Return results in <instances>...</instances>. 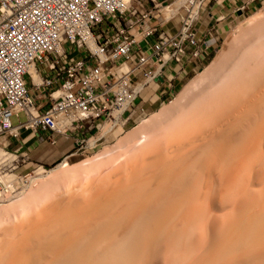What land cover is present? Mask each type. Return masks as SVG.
<instances>
[{
  "label": "built area",
  "instance_id": "obj_1",
  "mask_svg": "<svg viewBox=\"0 0 264 264\" xmlns=\"http://www.w3.org/2000/svg\"><path fill=\"white\" fill-rule=\"evenodd\" d=\"M211 1L0 0V200L22 193L26 134L84 145L89 133L125 132L144 104L174 98L218 44L215 25L199 26ZM225 1L234 15L264 8Z\"/></svg>",
  "mask_w": 264,
  "mask_h": 264
},
{
  "label": "rangeland",
  "instance_id": "obj_2",
  "mask_svg": "<svg viewBox=\"0 0 264 264\" xmlns=\"http://www.w3.org/2000/svg\"><path fill=\"white\" fill-rule=\"evenodd\" d=\"M258 14H263L264 16V8L259 9L258 11H255V12H251L244 16L235 15L233 16L231 20L227 22H223L222 27H218V25L217 26L215 25V28H216L215 38L218 39V44L213 50V53L210 56L207 63L204 64V66L201 67V69L198 70L196 73L191 74L190 77L187 80H185L181 86H179L174 98L169 99L168 101H166V103L161 101V102L156 103L155 105H150L149 103L144 104V108L147 110V114L144 115L141 112L137 113L133 117L129 128H127L125 132H117L116 134L112 133L106 136L105 138H102L101 140H98V138H100L101 135H98L94 139H92L93 136H95L96 134L89 133L86 139L87 142L84 145H79V146L76 145V141L74 140V138L70 140H66L65 138L60 136L58 137L59 139H62L60 145L53 146L52 144L46 142L45 145L41 147L40 149H38L34 153V155L31 157L32 159V161L30 162L31 164L30 163L24 164L23 161L21 160L18 163V166H19L18 173L19 175H21V177H23V181H21L22 184H20V190H22V193L18 195L17 197L24 195V197H26L28 202H26V204L22 206V204L20 205L16 204L17 197L5 198V199L0 200V256L1 255L3 256V258L0 260V264H20V261L22 259L25 260L24 259L25 255L27 256V259L25 260L26 264H51V262L52 264H74L75 259L79 260V259L86 257V254L84 253V251H88V249L90 248L98 250L97 255L95 256V262H93V264L95 263L109 264V261H111L110 264H112L113 259H118V258L120 259V257L125 256L124 252H119V253L115 252L116 247H122L123 249H126L127 247L133 245V243L135 242H138L139 243L138 245L140 247V250L138 251V255L140 256V262L138 264H167V261H168V264H202V263H205L206 261H207L206 264H214L215 261H212V260L215 259L214 257L215 255L213 256V254L214 253L216 254V251L217 252L219 251V248L221 245L222 246L220 248V251L221 249H223L222 251H225V253L224 252H220V254L217 253V256L219 254L221 259L218 257V260L219 259L220 260L218 261V263H215V264H235L236 260H237L236 264L237 263L238 264L240 263L241 264H259V263L264 264V255L263 254L261 255V250H262V253H264L263 252L264 251V209H263L264 208V171H263L264 170V157H263L264 143L263 142H262L263 144L261 143V145L260 143H258L259 145L256 144L259 147L258 149V152H260L258 153L259 156L257 154V156L253 155L252 157V159H254L255 157L259 159L261 157L262 159L260 158L259 161L256 160L258 161V163L254 162L252 159L244 160V168H241L243 167L242 161L240 162L241 165H239L238 162L232 163L233 165H235L237 169H239L238 167L239 165L241 168L239 170H241L242 174L244 175L240 173L241 171L239 172L237 169H234L235 167L232 166V164L231 166L233 169L231 170H234L232 171L233 174L229 172L228 170H230L229 169L230 166L228 165H230V163L225 164V166L223 165V166L216 167L212 175L210 173L211 172L210 169L204 165L198 168L199 170L197 171L195 176H193V179L191 177L190 178L191 180H188L185 186H183L180 189L168 191L167 194L169 195V197H167V195H164V199H166L167 197L168 202L170 203L172 202L175 204V206L173 207V209L175 210V215L173 216L172 220L162 221L163 217L159 218L157 221L159 223L165 222V224L164 226H161L159 232H155L154 234H153V231H151L152 229L146 227V228H141L140 234L127 233V234H124L123 236L120 235L118 239H113V236L111 235V238H112L111 241L114 240V242H112V245L114 244L115 247L109 246L108 247L109 249L104 248V246L102 245V242H103L102 237H99L96 235L86 240L81 247H77L79 248L81 254L78 253L77 257H71L69 253L65 252V250L63 249V247H65L63 246V243H64L63 241L59 242L60 245L59 243L57 245H53L49 243L48 240L44 238L42 235L43 227L42 226L39 227L40 225L43 224V221L46 223V221L48 220L46 218H49V215H51L53 212H57L55 210H59V208L61 210L64 207V206L62 207V205L65 204L68 208L70 207L72 208V207H75V201H76V204H78L77 201L83 202L84 199L86 200L94 199V198L96 199V197L103 195V193H105L106 191L104 188L105 186L108 188V186L112 182L122 180L125 178V175H126L125 169L128 168V165L131 168H135L139 164V162H141V158H145L147 156L156 154V152L160 149V146H161V141H162L161 138H163L162 136L163 131L164 130L168 131L167 127L166 129H164L165 128L164 126L160 127L161 124L159 123L160 121L158 120L160 118L159 114L161 113L160 114L161 116L165 114L166 116L167 115L170 116L169 113H171L172 115V111L175 112L176 110L175 102L177 101L179 97L178 95L181 94V92L186 87V85L190 81L194 80L195 78H198L202 72L210 68V65L215 59H219L220 61L221 60L226 61L227 59L226 55L228 54L230 47H232L231 45H233L232 47L233 49H234V46H235V49H237L238 47H240V44L238 43L240 42L242 43L243 39L246 40L247 38H249L250 34H253L251 32L253 31L252 29H254V27L248 28L246 23H247V20L249 21L251 17L258 15ZM203 18H205L206 23L209 22L207 13L203 15ZM262 22H264V19H262ZM262 22L259 25L260 29H262L264 26V23L262 25ZM202 23H204V19H202V21L200 22V24ZM259 27L257 26L255 28L259 29ZM236 45H239V46L237 47ZM173 103H175V105ZM165 108H166V112L163 111V109ZM167 109H169L170 112H167ZM155 115L157 117L156 118L154 117L155 122L153 123L156 126L155 125L152 126L153 123H151V126L149 127L147 131L148 135L150 136V137L147 136V139L149 141L147 139H144L146 141L140 140L141 141L140 145L138 144L139 142L138 141L136 143L138 144V146L136 145V149H133L134 146H130L131 144L129 145L130 142H128V141H131L129 140L131 139L130 137H132L131 134H133L135 130L140 129L144 122L150 121V119ZM20 120L22 122H25L27 120L24 113L20 115ZM13 122L15 125H18L19 124L18 118H14ZM153 132H156V133H153ZM164 133H165L164 135H166V132ZM154 134L157 135L156 138L154 137ZM104 135H106V133H104ZM121 141L128 142L127 146H125L126 143L123 142L124 143L123 144ZM120 144L123 147L120 146ZM152 144L153 146H151ZM108 148L109 149L113 148L112 150L110 149L113 152L115 151L116 148L117 149H116V152L113 153L111 156H109L107 159L98 160L99 155L109 150ZM121 148L122 149L125 148V149L122 150ZM262 148H263V152L261 151ZM65 150L68 151V155L65 157H62L61 152ZM248 160H249V163H248ZM245 161L247 163H245ZM250 161L254 162L255 165H253L254 163L252 164ZM64 162H67V164H69L67 168L59 169L54 173H47L51 170L56 169L58 166H60ZM85 162L88 165L82 166V164H84ZM251 164L255 168H250L251 172L247 174H246V171L244 173L245 167H247L246 169L250 171L248 166L250 165L249 167H253ZM226 166L228 167V170ZM262 166H263V169H261ZM222 168L223 170H221ZM224 170L227 172L225 173ZM235 170L239 172V175ZM123 171L125 173H123ZM228 172L229 174L230 173L231 174L230 175L227 174ZM235 172H236V175H235ZM222 173L224 174L222 175ZM53 174L61 175L60 176L61 178H59V181L56 184H54L55 181L54 182L51 181V179H53V176H54ZM225 174H227V176ZM234 175L235 177H233ZM223 176H225L229 181L226 180L225 177L224 179H222ZM230 176L233 177V179ZM111 177L114 178L113 181L111 180L112 179ZM108 178H111L110 179L111 182L107 180ZM208 178H210V181H208L209 180ZM220 179L223 182V184L221 183ZM231 180H232V183L230 182ZM48 181H50V184L52 183L50 187L46 185V183L49 184ZM226 181L229 184L231 183L230 186L226 183ZM212 183L214 184L212 185ZM205 184H206V187H205ZM234 184L236 186H234ZM224 185L226 187L227 185L229 186L228 187L229 190L227 191L228 192L231 191L232 192L230 193L231 195L228 192H225L226 189H223L225 194L223 193L222 188H226L224 187ZM204 187L207 189V191L206 189H204ZM95 188H97V190ZM73 190L74 191L76 190L75 191L76 193L75 192L70 193V191H73ZM33 191L35 195L30 196ZM78 192H79L80 197L77 194ZM204 192L205 194L207 193L206 196L204 195ZM185 194H187L188 196H186ZM221 194L223 195L221 196ZM184 195L186 196L187 201L183 200L185 203L184 205L185 208L184 207L181 208L179 204H180V201L183 199ZM202 195H204V201L202 199L203 198ZM75 196L76 198L72 199ZM68 199L70 200V203L68 202ZM188 199H190V203ZM200 200H201V204H200ZM202 201L204 203H202ZM65 202H68V204L70 205L68 206V204ZM254 202L256 205L254 204ZM202 204L204 207L202 206ZM200 207L201 208L203 207L202 211H200L201 210ZM187 211H189V213ZM185 212H187L189 215L191 214L190 216L192 217H189L190 220L188 218L186 219V217L188 216ZM192 212L194 213L193 215H192ZM259 212H261L262 214H260ZM37 213L38 214L42 213V216L38 215ZM252 213L255 216L254 219H253L254 216L253 215L251 216ZM196 214L197 216L200 215V217H198L199 218L198 220L196 219L197 217ZM249 216H251L250 218H252V221L248 220L250 219ZM180 220L181 222L185 221V223H182V224H185L184 226H186L187 228L184 226H181L182 224L180 223ZM157 221L151 220V222H148V223L152 224ZM248 221L250 222L249 224H248ZM34 222H36L37 224L36 226L37 229L34 226L35 224H33ZM177 225L181 226V228H185L183 229L185 231L181 230V228L179 227H178L179 229L176 228L177 231L180 230L181 232H183L182 233L183 239L181 238V240H179L180 237L179 238L175 237L176 235L182 237V234L178 235L180 231L175 232L176 234H174L173 232V231H176L174 227L175 226L177 227ZM220 225L221 226L223 225V227H220ZM31 228H33L34 231H32V233L29 234L27 230L31 232V230H33ZM168 230H171V231H168ZM221 231H222V234H220ZM198 232L202 234V235L200 234L201 237L204 236L203 237L204 241L201 240L203 238L199 237V235L197 236ZM24 233H25V237H24ZM166 234L170 236V242H173L174 244L173 246V244L169 242L170 247L171 246L174 247L173 251L171 249H168L170 248L169 246H167L166 251L164 250L166 246L165 243L167 242L166 239L168 238V236L166 237ZM231 234L233 235L232 237L235 240L230 237L228 238V235L230 236ZM19 236L22 239H20ZM173 237L175 238L173 239ZM225 239L230 240V241L224 242L225 245L223 246V240ZM231 239L234 241L232 242ZM15 240L18 242H16ZM176 241H179L181 243L178 244ZM11 242H16L17 244L16 243L12 244ZM200 243H203V245ZM226 244H227V247H226ZM9 245H10V248H9ZM11 245L13 246L11 247ZM193 246L197 249L192 248ZM101 247L102 249H100ZM224 247L227 248V250L226 249L224 250ZM258 247H261L259 251L260 254L259 252H257V250H259ZM58 250L59 252L60 251L61 252L57 253ZM167 250L169 251L171 250L170 252L172 254H170V252H168ZM254 250L256 251L257 256L256 254H252V253H255ZM143 251L145 252L143 253ZM166 252H168V254H165ZM182 252L183 254H181ZM163 254L164 256L169 255L168 257H165L166 259L168 258L167 260L164 259ZM179 254L180 256H178ZM175 255L176 257L177 256L178 257L175 258ZM249 255H253L252 257L254 258V260ZM56 256L57 257L60 256V258L59 257L57 258ZM187 256H189L190 258H188ZM248 256L251 259H249ZM258 256H259V259H258ZM209 257L212 259L211 260L212 263H208L210 260ZM243 257H245V259L247 260L244 261ZM240 258H243V261H241ZM163 259L166 260V262ZM204 259L206 260L204 261ZM215 260L217 261V259Z\"/></svg>",
  "mask_w": 264,
  "mask_h": 264
},
{
  "label": "bare ground",
  "instance_id": "obj_3",
  "mask_svg": "<svg viewBox=\"0 0 264 264\" xmlns=\"http://www.w3.org/2000/svg\"><path fill=\"white\" fill-rule=\"evenodd\" d=\"M262 19H264L263 14H258V15L251 17L249 21L247 20V23H246L247 27L248 28L254 27V29H252L253 31L251 32L253 34L249 33L250 34L249 38H247L246 40L243 39L244 43L243 41L242 43L241 42L238 43L240 44V47H238L239 45H236L238 47L237 49H235V46L233 49L232 48L233 45H231L232 47H230L229 52L226 55V58H227L226 61H222V60L220 61L219 59H215L210 65V68L202 72L198 78H195L194 80L190 81L186 85V87L183 89L181 94L178 95L179 97L177 101L175 102L176 103L175 112L171 110L172 115L171 113H169L171 117L169 115L166 116V114L162 116L160 115L161 113L159 114L160 118L159 119L157 118V119L160 121L159 123L161 125L159 123L158 124L160 125V127L164 126L165 127V128L163 127L164 129H166L167 127L168 131L162 129L164 130L163 135H162L163 138H161L162 139L161 146H160V149L156 152V154L147 156L145 158H141V162H139L137 166L134 165L136 166L135 168H131L128 165V168L125 169L126 171L124 170L126 172L125 178L122 180L112 182L108 186V188L105 186L104 188L106 191L105 193H103L104 190L102 191L103 195L96 197V199L95 198L88 199V200L82 199L83 202L77 201L78 204H76V201H75V207H72V208L71 207L68 208L64 204L62 205V207L63 206L64 207L61 210L59 208V210H55L57 212H53L52 214L50 213L51 215H49V218H46L48 219L46 223L42 220L43 224L40 225L39 227L41 226L43 227L42 235L44 238L48 240L49 243L53 245H57L59 242L63 241L64 242L63 246H65L63 247V249L65 250V252L69 253L71 257H77L78 253L81 254L79 248L77 247H81L86 240L96 235L99 237H102V240H103L102 245L104 246V248H108L109 246L115 247L114 244L112 245V242H114V240L111 241L112 239L111 235L113 236V239H118L120 235L123 236L124 234H127V233L140 234L141 228H146V227L152 229L151 231H153V234L155 232H159L161 226H164L165 222L159 223L157 220L161 217H163L162 221L172 220L173 216L175 215V210L173 209L175 204L167 201V197H169V195L167 194L168 191L180 189L183 186H185L187 181L191 180L190 179L191 177L193 179V176H195V174L199 170L198 168L204 165L210 169L211 171L210 173L212 175L216 167L223 166V165L225 166V164L230 163V165H228L231 167V168L229 167L230 170H228L227 166L226 167H227V170L232 173V171H234V170H231L233 169L232 166L235 167V165H233L232 163L238 162V164L241 165L240 162L242 161L243 167L241 168H244V160H247V159L251 160L253 155L257 156V154L260 153L258 152V149H259L258 143H260V145L262 142L264 143L263 141L264 140V26L262 29H260L259 27V25L262 22ZM263 23L264 22H262V25ZM257 26L259 27V29L255 28ZM32 72L34 74V77L36 78V81H39L40 79L34 73L33 69H32ZM175 103L173 104L175 105ZM168 110L169 109H167V112H170V110L169 111ZM163 111L166 112V108L163 109ZM154 117L156 118L157 116L155 115L150 119V121L144 122L140 129L135 130L134 133L132 132L133 134H131L132 136L130 137L131 139L128 138L129 140H131V141H128L130 142L129 145L131 144L130 146L135 147V148L133 147V149H136V145L137 146L138 144L140 145L141 141L144 139H147V136H149L147 131L149 127L151 126V123L155 122ZM153 125L155 124L153 123L152 126ZM156 132H153V133H156ZM164 132H166V135H164L165 134ZM156 136L157 135L154 134L155 138ZM121 142L123 143L124 141H121ZM128 142L126 141L124 142L126 143L125 146H127ZM137 142L138 144H136ZM120 146L122 145L120 144ZM151 146H153V144ZM110 149L109 150L106 149L107 150L106 152L101 153L98 157V160L107 159L109 156H111L113 153L116 152L117 148L115 149L114 152L111 151L113 148L111 150ZM261 151L263 152V148ZM255 158L252 160L258 163L261 157L259 159H257V157ZM254 162H251V163L253 164ZM245 163L247 162L245 161ZM248 163H249V160H248ZM68 165L69 164H67V162H64L63 164L58 166L56 169L51 170L47 173H54L59 169L67 168ZM87 165L88 164L86 162L82 164V166H87ZM239 165L238 167L239 169H241ZM253 165H255V163ZM249 166H248L249 170L250 168H255L254 166L253 167H249ZM246 168L247 167H245L244 173L245 171H246V174L251 172V170L248 171V169ZM234 169H237V168L235 167ZM239 169L237 170L240 172L241 170ZM261 169H263V166ZM221 170H223V168ZM225 170L224 172L226 173L227 171ZM124 171L123 173H125ZM238 171L236 172L239 175ZM229 172L227 174H229ZM236 172H235V175H236ZM240 173L242 174V171ZM223 174L224 173H222V175ZM227 174L225 175L227 176ZM235 175L233 177H235ZM60 176L61 175L59 174L54 175L51 181L52 182L55 181L54 184H56L59 181V178H61ZM224 177L225 176H223L222 179H224ZM233 177L231 178L233 179ZM111 178H108L107 180H109V182H111L110 179L113 181L114 178L113 177ZM210 178H208L209 179L208 181H210ZM226 180L228 179L226 178ZM48 182L49 184L46 183V185L50 187L52 183L50 184V181ZM230 182L232 183V180ZM221 183L223 184L222 181ZM213 184L214 183H212V185ZM227 184L230 186L229 183ZM235 184L234 186H236ZM228 185L227 187L224 185V187L226 188L221 187L223 193H224L223 189H226L225 192H228L227 191L229 190ZM205 187H206V184H205ZM205 187L204 189H206ZM95 189L97 190V188ZM75 191L74 190L70 191V193L75 192ZM228 193L230 194L232 192L229 191ZM77 194L79 195V192ZM34 195L35 193L33 191L30 196H34ZM164 195H167V197L165 196L166 199H164ZM185 195L188 196L187 194ZM185 195H184L185 198L183 197V199L180 201V204H179L181 208L184 207L185 205L183 200L187 201L186 200L187 198ZM204 195L206 196L207 193L205 194L204 192ZM204 195H202L203 201H204ZM222 195L223 194H221V196ZM74 198H76V196L73 197L72 199ZM188 200L190 203V199ZM201 200H200V204H201ZM203 201L202 203H204ZM16 202H17L16 204L18 205L22 204V206H24L26 202L28 201L26 197L22 195L20 197H17ZM68 202L70 203L69 199H68ZM68 202H65V203L68 204ZM69 205L70 204H68V206ZM202 208L200 211L203 210ZM187 212L189 213V211ZM187 212L185 213L187 214L188 217L186 216L184 217L190 220L189 217H192V216H190L191 214L189 215ZM259 213L262 214L261 212ZM193 214L194 213L192 212V215ZM38 215L42 216V213ZM252 215L253 213L251 214V216ZM251 216H249V218ZM198 217H200V215L196 217L197 220L199 219ZM254 218L255 216L253 217V219ZM151 220H155L157 222H154L152 224L148 223V222H151ZM248 220L252 221V218ZM249 221H248V224L250 223ZM180 223L181 224L185 223V221L181 222L180 220ZM33 224H35L34 226L36 228L37 226L36 222H34ZM184 225L185 224H182L181 226H184ZM181 226L177 225V227L176 226L174 227L176 230V231H173L174 234H176L175 232L180 231V230L177 231L176 228L178 227L181 228ZM220 227H223V225L222 226L220 225ZM183 229L185 228H181V230ZM32 231H34V229L31 230V232L27 230L29 234H31ZM168 231H171V230H168ZM200 232H198L197 234V236L199 235V237H201L202 235ZM182 233L183 232L180 231L178 235H181ZM220 234H222V231ZM167 236H168V238L166 239L167 242L165 243L166 246L164 245L165 249L163 248L165 251H166L167 246L170 247V244H169L170 236L166 234V237ZM232 236H233L232 234L230 236L228 235V238L230 237L234 239ZM24 237H25V233H24ZM175 237L177 238L180 237L179 240H181V238L183 239V234H182V237L177 236V235ZM175 237H173V239ZM203 237L204 236H202L201 238ZM227 239L223 240V246L225 245L224 242L230 241ZM201 240L204 241V238ZM234 240H232V242ZM16 242H11V243L13 244ZM176 242L178 244L181 243L179 241H176ZM170 243L173 244V242H170ZM138 244H139L138 242H135L133 243V245L127 247L126 249H123L122 247H116L115 252H118V253L124 252L125 256L120 257V259L119 258L113 259L112 264H138L140 262V256L138 255V251L140 250V247ZM200 244L203 245V243H200ZM12 246L13 245H11V247ZM173 246H171L168 249H171L173 251V248H174ZM226 247H227V244H226ZM261 247H258L259 250H257V252L260 251ZM9 248H10V245H9ZM192 248L197 249L194 246ZM220 248L218 252L216 251V254L215 253L213 254V256L215 255L214 257L215 259H217V261L215 259L212 260L209 257L210 260L208 263H212V261H215L214 264L218 263V261L221 259L219 255L220 252L225 253V251H222L223 249H221L220 251ZM100 249H102V247ZM225 249L227 250V248L224 247V250ZM167 251L170 252L169 250ZM60 252L58 250L57 253H60ZM97 252H98L97 249H91V248L88 249V251H84V253L86 254V257L79 259V260L75 259L74 264H93V262H95V256L97 255ZM144 252L145 251H143V253ZM168 252H166L165 254H168ZM217 253H219L218 256H217ZM170 254L172 253L170 252ZM181 254H183V252ZM252 254H256L257 256L256 251L255 253H252ZM262 254L264 255V253H262V250H261V255ZM168 256H164L163 254L164 259H166L165 257H168ZM178 256H180V254ZM189 256L187 257L190 258ZM249 256L253 258L252 257L253 255H249ZM249 256L248 258L251 259ZM24 257H25L24 259L26 260L27 256L25 255ZM58 257L60 258V256ZM177 257L175 255V258ZM218 257L220 258L219 260H218ZM2 258L3 256L0 258V260ZM243 258H244V261L247 260L245 259V257ZM243 258H240L241 261H243ZM206 259H204V261ZM258 259H259V256H258ZM25 260L22 259L20 261V264H23V263L26 264ZM166 260L164 261L166 262ZM236 261H235V264H236ZM110 262L111 261H109V264ZM206 262L202 264H206ZM167 264H168V261H167Z\"/></svg>",
  "mask_w": 264,
  "mask_h": 264
},
{
  "label": "crops",
  "instance_id": "obj_4",
  "mask_svg": "<svg viewBox=\"0 0 264 264\" xmlns=\"http://www.w3.org/2000/svg\"><path fill=\"white\" fill-rule=\"evenodd\" d=\"M235 8H236L235 3H231L229 1L227 2L225 0H212L211 3L207 6L206 12H205V13H207L209 22L206 23L205 18H203L204 23H202L200 25V27H202L203 30L208 28L211 25H216V26L218 25V27H222L223 22H227V21L231 20L233 18V16H235L234 15V9ZM210 13L213 14V16H214L213 18L210 16ZM219 17L220 18L224 17V19L217 22ZM29 84L32 86L31 80H29ZM27 136H28V134L25 135L26 138H24L25 139L24 145H25V150L29 151L30 159H31V157L34 155V153L38 149L43 147L45 145V143L48 141L43 139L44 138L43 134H41V138H40L41 140L39 142L36 141L37 139H33V136H29V137H27ZM58 137H60V136H56V140L58 141L56 146L60 145L61 140H62V139H59ZM48 143H50V142H48ZM15 144L16 143H13L14 147H15ZM53 146H55V145H53ZM61 155H62V157L67 156L68 151L65 150V151L61 152ZM31 161H32V159H31Z\"/></svg>",
  "mask_w": 264,
  "mask_h": 264
}]
</instances>
